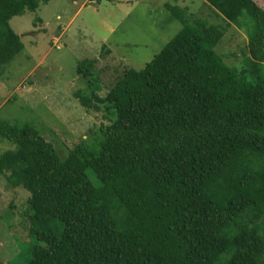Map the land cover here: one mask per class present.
Here are the masks:
<instances>
[{"label":"trees","instance_id":"obj_1","mask_svg":"<svg viewBox=\"0 0 264 264\" xmlns=\"http://www.w3.org/2000/svg\"><path fill=\"white\" fill-rule=\"evenodd\" d=\"M47 1L0 0V74L23 47L9 20ZM205 1L245 30L248 65L215 51L223 27L165 2L181 29L103 95L96 59L78 62L90 89L74 96L106 120L94 140L61 158L32 124L0 118L14 144L0 173L29 191L28 235L43 242L23 264H264V10Z\"/></svg>","mask_w":264,"mask_h":264},{"label":"rangeland","instance_id":"obj_2","mask_svg":"<svg viewBox=\"0 0 264 264\" xmlns=\"http://www.w3.org/2000/svg\"><path fill=\"white\" fill-rule=\"evenodd\" d=\"M254 1L264 10V0ZM165 2L185 9L189 22L223 27L215 51L230 66L248 65L247 33L205 0H48L9 20L23 47L1 67L0 118L32 124L61 158L80 140H94L106 120L74 96L90 89L76 71L78 62L96 59L92 86L103 95L126 68H142L181 29ZM10 148L14 144L0 138V153ZM28 196L27 189L11 187L0 173L1 264H23L29 248L43 244L28 235ZM212 236L205 232L217 248L225 245Z\"/></svg>","mask_w":264,"mask_h":264}]
</instances>
